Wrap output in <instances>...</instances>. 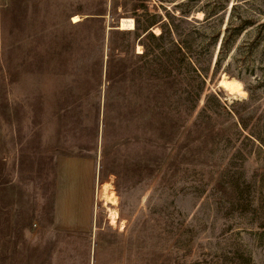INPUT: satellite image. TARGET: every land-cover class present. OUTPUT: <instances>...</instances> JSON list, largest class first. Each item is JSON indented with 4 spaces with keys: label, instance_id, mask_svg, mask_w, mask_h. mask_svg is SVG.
Segmentation results:
<instances>
[{
    "label": "rangeland",
    "instance_id": "1",
    "mask_svg": "<svg viewBox=\"0 0 264 264\" xmlns=\"http://www.w3.org/2000/svg\"><path fill=\"white\" fill-rule=\"evenodd\" d=\"M205 1L0 0V264H264V0ZM122 17L140 29L117 28ZM147 26L163 37L141 38ZM142 44L168 65L156 110L137 81ZM72 158L92 164L90 234L53 227Z\"/></svg>",
    "mask_w": 264,
    "mask_h": 264
},
{
    "label": "trees",
    "instance_id": "2",
    "mask_svg": "<svg viewBox=\"0 0 264 264\" xmlns=\"http://www.w3.org/2000/svg\"><path fill=\"white\" fill-rule=\"evenodd\" d=\"M210 1L211 0L205 1L204 5L209 6L211 12H213V10H217V9L221 8V5H222L221 3L216 4V5H211ZM247 1H249V0H247ZM235 5H237V3L232 4L231 8L233 9L235 7ZM133 6H134L135 11H137L139 9L138 3H134ZM203 13H204L203 20H206V19L211 17V16H208V14H209L208 11L203 10ZM215 15L218 16L217 11H216ZM215 15H213V16H215ZM78 22L79 21H77V24H78ZM243 22H244V20L240 19L239 23H237L236 26L240 27L243 24ZM234 26L235 25H232V23H228L226 25L225 33L221 39L219 52H221L225 48L229 39L233 36V32L235 30ZM117 27H118V25H117ZM134 28H136V30H138V29H140V25L137 22H135ZM142 29H143V33H142L141 38L145 37V39H147L148 37H152L155 39H160L163 37V31H159V33H156L157 35H155L152 32H150L149 26L144 27ZM142 45L144 47V50L141 53H139L138 55L135 54L136 57L138 59H140L139 60L140 65L137 68V71H139V75H137L138 76L137 81H138V84L140 86V90L142 93H144V94L150 93L151 94V98H150L151 105H152L153 109L156 110L157 107H160L163 105V103L165 102V100L167 98L166 97L165 99H163L165 96V91L168 89L167 83H169V81H170L169 80L168 65H167V61L163 59L164 52H162L160 54V56L154 55V53H152V50L150 51L149 49H147L145 47L144 44H142ZM114 48L117 50H120V46L115 45L112 47V49H114ZM150 55L152 57H154L151 60L148 59V57ZM119 59H121V61H123V58H119ZM185 66L192 69L194 74L198 77L200 74H202L198 63L192 57H189V59H188L186 49H185ZM106 73H107V76H109V79H108L107 97H106V102H105V104H106L105 116L108 117L107 112L110 111L111 105H112V101L110 100V97L108 99V94H110L114 91V86L116 84L115 82L118 81V78H116L117 74L111 73L109 70L108 71L106 70ZM197 87H199V84H198V86H196V88L193 91L194 101L192 102V106H190V112L188 113V119L190 118V116L194 112V109L196 107V103L198 101V98L200 97V93L202 90V89L201 90L197 89ZM145 96H146V94H145ZM145 101H146V98H143L141 102L144 103ZM65 108H61L60 112L61 111L64 112ZM200 117L201 116L199 114V115H197L196 119H199ZM208 118H209V116H208ZM237 124H239L242 129L246 128V125L242 121H240V119L237 122Z\"/></svg>",
    "mask_w": 264,
    "mask_h": 264
},
{
    "label": "crops",
    "instance_id": "3",
    "mask_svg": "<svg viewBox=\"0 0 264 264\" xmlns=\"http://www.w3.org/2000/svg\"><path fill=\"white\" fill-rule=\"evenodd\" d=\"M65 166L70 169L77 167L70 172L69 182L65 180ZM91 166V162L83 158L67 159L59 163L54 228L66 232L91 233L92 217L88 199L94 185Z\"/></svg>",
    "mask_w": 264,
    "mask_h": 264
},
{
    "label": "bare ground",
    "instance_id": "4",
    "mask_svg": "<svg viewBox=\"0 0 264 264\" xmlns=\"http://www.w3.org/2000/svg\"><path fill=\"white\" fill-rule=\"evenodd\" d=\"M201 15H202V12L200 11L197 12V17H200ZM78 19H79L78 16L75 15L74 20H78ZM119 22H120V25H119L120 29H133L134 28V20L131 17H122ZM153 30L154 32L159 33L158 27L155 26ZM138 52H139V49H138ZM218 85L221 88L225 89L231 95H239L243 97L247 95V92L244 89L242 82L235 77H228L223 74L218 80ZM99 195L100 197H102V199L104 198V200L107 203H110L113 206L117 204V195L112 189H110V184L108 182L100 186ZM118 217L119 215H118L117 209L110 207L109 208V219L112 225L117 223ZM120 225L121 227L124 226V221H121Z\"/></svg>",
    "mask_w": 264,
    "mask_h": 264
},
{
    "label": "water",
    "instance_id": "5",
    "mask_svg": "<svg viewBox=\"0 0 264 264\" xmlns=\"http://www.w3.org/2000/svg\"><path fill=\"white\" fill-rule=\"evenodd\" d=\"M119 25H120V22H119ZM119 25H118V27L117 28H119ZM120 29V28H119Z\"/></svg>",
    "mask_w": 264,
    "mask_h": 264
}]
</instances>
